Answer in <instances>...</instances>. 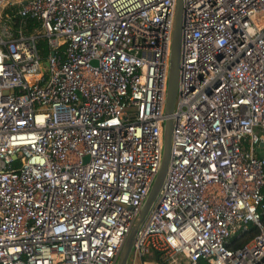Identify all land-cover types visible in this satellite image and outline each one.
Returning a JSON list of instances; mask_svg holds the SVG:
<instances>
[{"label":"built area","instance_id":"2783aa9c","mask_svg":"<svg viewBox=\"0 0 264 264\" xmlns=\"http://www.w3.org/2000/svg\"><path fill=\"white\" fill-rule=\"evenodd\" d=\"M174 2L0 0V264L116 263L161 163ZM182 3L133 259L264 264V0Z\"/></svg>","mask_w":264,"mask_h":264},{"label":"water","instance_id":"95a60500","mask_svg":"<svg viewBox=\"0 0 264 264\" xmlns=\"http://www.w3.org/2000/svg\"><path fill=\"white\" fill-rule=\"evenodd\" d=\"M183 17V3L182 0H175L174 11L171 27V46H170V59H169V71L166 87V96L164 104L165 118L163 122V139H162V158L159 166L158 173L151 186V189L144 199L138 214L133 222V225L128 233L121 250L118 254L115 264H128L129 257L133 250V244L137 235V232L144 222L150 208L157 199L159 190L161 189L165 180L167 168L170 160V147L171 136L173 128L174 104L177 90L178 70L180 61V40H181V25ZM264 144L260 143L257 148L258 155L264 156Z\"/></svg>","mask_w":264,"mask_h":264},{"label":"trees","instance_id":"16d2710c","mask_svg":"<svg viewBox=\"0 0 264 264\" xmlns=\"http://www.w3.org/2000/svg\"><path fill=\"white\" fill-rule=\"evenodd\" d=\"M262 192L264 195V187L262 188ZM257 231H258L257 228L254 225L250 224L249 226H247V228L244 231L239 232L238 234L233 236L232 240L228 244L229 247L237 248L239 246L244 245L257 233ZM157 260L162 262L160 257H158ZM196 264H208V263L203 259H199L196 262Z\"/></svg>","mask_w":264,"mask_h":264},{"label":"rangeland","instance_id":"374dc122","mask_svg":"<svg viewBox=\"0 0 264 264\" xmlns=\"http://www.w3.org/2000/svg\"><path fill=\"white\" fill-rule=\"evenodd\" d=\"M133 251L129 257V264H132L133 260ZM135 264H162L160 261L157 260L156 256L153 254H147L142 258H135Z\"/></svg>","mask_w":264,"mask_h":264},{"label":"crops","instance_id":"0c3cea01","mask_svg":"<svg viewBox=\"0 0 264 264\" xmlns=\"http://www.w3.org/2000/svg\"><path fill=\"white\" fill-rule=\"evenodd\" d=\"M154 255V254H153ZM156 256V255H155ZM156 258H157V256H156ZM135 259H133L132 260V264H135V261H134ZM128 264H129V262H128Z\"/></svg>","mask_w":264,"mask_h":264}]
</instances>
